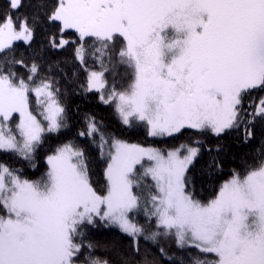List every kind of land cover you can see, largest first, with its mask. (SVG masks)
Instances as JSON below:
<instances>
[{"label":"snow or ice","instance_id":"1","mask_svg":"<svg viewBox=\"0 0 264 264\" xmlns=\"http://www.w3.org/2000/svg\"><path fill=\"white\" fill-rule=\"evenodd\" d=\"M0 153V264H264V0H3Z\"/></svg>","mask_w":264,"mask_h":264},{"label":"trees","instance_id":"2","mask_svg":"<svg viewBox=\"0 0 264 264\" xmlns=\"http://www.w3.org/2000/svg\"><path fill=\"white\" fill-rule=\"evenodd\" d=\"M2 3H3V0H0V4H2ZM88 63L90 66L92 65L93 62H92L91 58H89ZM97 69H98V66H97ZM107 78H108L109 82H111V75L110 74L108 75ZM68 101L73 108L75 107L76 104H79L81 106V109L84 111L92 110V111L96 112L98 118L104 117L105 123L111 124V127L113 130H115L117 128L118 122L115 120V117L111 114V110L108 109L106 106H103V105L98 106L95 95L90 94L87 97V99H85L83 96L78 95V94L72 95L68 98ZM64 132L67 133L66 136H61L60 134H49L43 148H41L39 150L40 156L37 160V165H38L39 171L29 168L26 170V174H28L30 176H38L40 174V172L45 170L46 166L44 165V162H43V156L47 154V151L50 148L54 147L61 140L66 139V138H68V139L71 138V136H72L71 133H68L67 130H64ZM120 137L122 139L127 140L128 142L141 143V144L146 145V146H149V145L159 146L157 138L147 137L142 129L126 130L125 132L120 134ZM254 147L256 149H258L259 145L257 144ZM231 151H232V153H234V155L232 156V159L234 162L228 164L225 167L223 174L219 176V179L214 180V181L205 180L202 184L201 183L197 184L196 189H197V192L199 194L198 198H201V199L209 198L210 195L214 192L215 188L218 187V184L220 182H222V180L228 178V172L230 169L237 167V165H242L245 162L251 163L252 162L251 157L256 154L254 151H252L249 148H243V147L236 146V145L231 146ZM244 154H248L247 157H245ZM0 159L8 160L9 162H11L14 159V157H12L11 155H5V154L0 153ZM93 161L94 162L91 165L93 172L95 173V175L93 176V179L95 181L102 182V169L104 166V162L100 160L98 153L93 157ZM15 166L20 167L19 164H16ZM196 167L199 168L200 165L197 164ZM141 218H142V214H141ZM109 235H111V234L104 231V230H100V231L94 230L92 233H90L89 238L95 239V238H101V237L109 236ZM172 251L175 252L177 256H185L186 257V253H183V252L177 250L175 248L174 243L172 244ZM191 251L194 252L195 250H191Z\"/></svg>","mask_w":264,"mask_h":264},{"label":"rangeland","instance_id":"3","mask_svg":"<svg viewBox=\"0 0 264 264\" xmlns=\"http://www.w3.org/2000/svg\"><path fill=\"white\" fill-rule=\"evenodd\" d=\"M97 70H99V68ZM32 102H33V106L35 107V98H33ZM129 143H135V142H129ZM144 146H146V145H144Z\"/></svg>","mask_w":264,"mask_h":264}]
</instances>
